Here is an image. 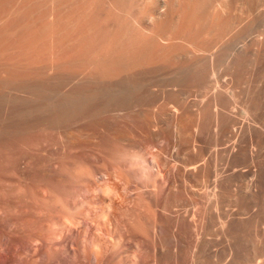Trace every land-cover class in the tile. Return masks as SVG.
I'll list each match as a JSON object with an SVG mask.
<instances>
[{"label":"rangeland","instance_id":"obj_1","mask_svg":"<svg viewBox=\"0 0 264 264\" xmlns=\"http://www.w3.org/2000/svg\"><path fill=\"white\" fill-rule=\"evenodd\" d=\"M6 1L0 0V3L2 2L4 5L3 8L0 5V17L6 16L2 17V19L0 18V25L16 26L20 21L25 20L28 12L21 10L13 14V12H10L13 11L10 0ZM119 1L101 0L99 4L96 2V4L92 3L88 6V8L91 6L88 9L90 10L88 15L92 19L90 26L93 29H91L92 36L87 42V47L92 49V51L88 54L89 60L91 59L90 64L88 63L89 66L88 64L84 66V68L86 67L85 69L75 68L57 72L45 68L44 75L33 77L26 81L28 86L46 89V92L41 94L40 99L37 97V100L33 99L28 101L29 103L25 101L29 105H26L23 100V103L20 102V98H24L23 94L25 92L18 89L17 92L14 90L15 87L11 85L0 88V128L4 127L9 131L13 128L25 127L21 132L0 137V264H92L93 256L90 250L94 251L96 255V264H200L201 262H203L201 264H232L233 260V264H246L245 262L252 264L253 260H256L253 264H258L257 261L262 264L260 260L264 259V172L263 183L258 187L255 183L257 178H251L253 176L248 174L243 175L239 183H236L233 191L234 195L236 197L239 195L244 200L240 204V201H236L238 203L231 200L221 201L219 197L215 201L211 197L212 189L210 185H202L198 181L201 178L198 173H195L191 180L181 168L182 160L187 153L185 145L189 139L191 126L187 115L176 114L175 106H173L174 94L180 91L185 92L183 97L186 99L202 102L203 105L207 106L206 104L210 102V97L216 91L213 89L214 84L220 86L219 88L218 86L217 88L215 87V89H226L230 77L225 73L226 70H223L225 69L224 65L219 64L220 66L223 65L222 68L218 67L219 65H215V69H217L214 73L215 78L214 75L213 77L209 76L208 85L200 89L189 86L185 79L179 80L178 70L184 64L181 60L172 65L163 64L162 67L159 65L139 68L141 70L137 69V71L131 69L110 78L105 76L103 69L106 64V50L108 49V40L112 36L113 24L116 23L118 25L119 18L122 19L126 15L123 12L129 9V7H126V9L122 8V6L120 7ZM116 2H118L119 6ZM32 10L36 11L30 12L27 17L36 19L37 15H40V9L32 7L28 11ZM43 12L46 13L45 11ZM15 21L17 22L14 23ZM214 23H216L214 16L206 17L202 19L199 26H202V29L212 28L210 30H213L216 25ZM109 27L110 29H108ZM252 33V35H248L249 37L247 36L246 44L254 42L256 38L258 40L261 37V35L258 37L254 32ZM45 35L47 36L44 38L45 50L49 51L48 49L53 43H51L52 39L49 42L48 30L45 31ZM47 51L44 53L45 57L49 56ZM129 72L130 74H128ZM115 79L116 81L119 80L116 82ZM123 82L128 90H131V93L141 100V103L132 101L128 106L129 108L126 107L125 110H121L120 108L122 107H117L119 110H111L112 113L107 107L106 109L108 110H105V107L99 108L108 99L109 95L119 99L120 94L117 95L119 91H115V94L113 93L114 90L111 92L110 89H116L117 87L120 89V86L122 88ZM129 87L131 88L129 89ZM187 88H190L187 90L189 93L186 91ZM85 91H90L91 95L92 93L96 95L93 98L97 100L94 99L95 101H92L96 104L90 103L91 105H88L87 110L75 118H60L53 122H47L44 117L49 111L47 113L44 112V115L41 113L36 114V116L41 114L39 117L37 116L38 118L35 115H31V117L28 116L26 119H18L13 115L17 109H27V107H32V104H35L33 107L40 105L38 104L39 100H41L39 103L46 105L53 102L57 97L61 99L63 96H67L70 92ZM10 97L15 100L10 99ZM18 98L20 100H17ZM13 101H16V103L14 104ZM10 102L13 103L11 104ZM30 103L32 104L30 105ZM96 106L98 109H96ZM168 110L170 111L168 112ZM208 132L210 133L211 129L206 131L204 134L205 138L203 135V140L201 141L204 146V151H202L204 152V157L212 155L213 145L210 138L211 134L208 135ZM174 136L177 137L175 138ZM126 142L128 143V149L131 148L133 151L143 149L149 152L147 155L151 154L152 159H157V154L159 155L158 159L160 160L156 161L159 168L156 167V174L152 173L149 176L151 183L154 184L152 188H156L152 194L145 193L144 190L146 191V189L142 188L135 179L130 180L127 177H123L124 179H117L114 183L118 194L116 193V195L110 196L108 199L105 192L97 191L96 186L99 181L95 180V176H93L90 178L92 184L89 186L91 196L100 197L103 199V204H109V208L107 207L106 209L107 212H97L98 204L83 201L82 196L84 194L82 190L67 186V184L64 186L65 183L60 181L62 176L59 165L61 163L71 160L72 157L73 159L75 157V160H80L82 156L91 151L101 153L100 155L103 156L102 160L104 159V162L94 165L100 170L99 177L104 178L107 174L110 175L115 167L111 164L109 158L105 157L107 155L105 153L113 146L125 147L124 143ZM148 156L150 157V155ZM260 158H262L264 164V149L260 152ZM217 159H219L216 161L217 168H221L222 158L218 157ZM153 168L152 170L154 171L155 168ZM157 172L159 173L157 174ZM160 172L161 176L159 175ZM154 175H156V178L152 177ZM252 179L253 181H250ZM245 181L246 184L244 183ZM248 183L251 185H248ZM58 185L69 187V189L72 188L76 191L71 195V199L76 201L77 205L75 207H67L65 213L61 212L59 205L48 203L54 187ZM245 186L248 188L246 187L247 189H245ZM243 188L245 192L247 191L245 194L243 193ZM68 190L66 191L67 197L70 195ZM140 201L147 203L151 211L157 205H165L164 210L157 212V214L153 213L147 206L141 207L139 205ZM224 205L227 210L226 208L225 210L223 209ZM137 211H139L138 216L140 218L143 215L146 216L143 225L145 231H137L132 226L131 218L134 212L136 213ZM248 212L250 214H247ZM215 214L218 215L214 217ZM100 215L104 216V218ZM231 216L233 229L229 230V234V232L227 233L228 230L221 229L220 226L222 225L220 224ZM241 216H243V219ZM174 218H176L177 224ZM259 220L262 222L260 223ZM244 222L246 225H244ZM157 227L160 228L156 229ZM249 227L251 228L249 229ZM219 228L221 231H218L220 230ZM237 230L238 235L243 231L241 234L242 239L240 236H238L239 238L235 236ZM255 230H258V232ZM221 235L226 237H221L223 238L221 239ZM246 235L248 237L252 235L251 237L257 239L246 238ZM232 236H234L235 240ZM244 237L245 239H243ZM247 239L252 242L250 243ZM160 240H165L163 241L165 243ZM243 240L245 242L248 241L246 243L248 247H245ZM208 241L209 245H207ZM231 241L234 242V245H232ZM228 242L230 245H228ZM236 244L238 246H235ZM242 245L244 246L242 247ZM249 245H253V248L257 249H254L255 251L251 250L253 248ZM207 246H210L211 250ZM250 247L251 249H249ZM249 250L254 251V254L250 253ZM228 254L231 255L228 256ZM195 256L198 257H196L198 262ZM225 256L227 262L224 260ZM245 256L249 259H243ZM240 258L244 262L242 259L238 260ZM217 259L220 260L217 261Z\"/></svg>","mask_w":264,"mask_h":264},{"label":"bare ground","instance_id":"obj_2","mask_svg":"<svg viewBox=\"0 0 264 264\" xmlns=\"http://www.w3.org/2000/svg\"><path fill=\"white\" fill-rule=\"evenodd\" d=\"M100 1L10 0L9 2L13 10L10 12H13V14H16V12L18 13V11L21 10L27 11L28 14H30V12L32 13L36 11H28L32 7H35L38 10L40 9L41 12L39 11L40 15H37L38 17L36 19H34V17H32L33 19L27 17L28 14L26 13L27 16L25 17V20L22 22L20 21V23H18L16 26L13 24V26L0 25V88H5L11 85L15 87L14 90L17 91L18 89L25 92V95L23 94L24 98H20V102L23 100L26 105H29L26 102L33 99L37 100V97L40 99V96H42L41 94L45 93L46 89L43 88V90L42 88L40 89L36 86H28L26 81L32 79L33 77L36 78L44 75L43 73L45 68L57 72L72 70L75 68L85 69L86 67L84 68V66H87L88 63L90 64L91 59L89 60L88 54L92 51V49L87 47V42L92 36L91 29H93L90 26L92 19H90V16L88 15V11H90L88 9L91 8V6L89 8L88 6L92 3L96 4V2L99 4ZM2 2L0 3V5H2L1 8L4 6ZM116 3L119 6L118 2ZM121 6L125 9L126 7H129V9L126 12H123L126 15L122 19L119 18L118 25H116V23L113 24V28L111 30L112 36L108 40V49H105L106 64L103 69L105 76L110 78L116 76L117 74L120 75L119 73H125L131 69H135L137 71L139 68H148L159 65L162 67L163 64L172 65L178 63L179 60H181V62L184 64H182L183 66H180L182 68L178 70L180 75H178L179 80L185 79L189 86H194L200 89L201 87L208 85V79L210 78L209 76L213 77L214 75L215 78L214 73L215 70H217L215 69V65H219L220 63L224 65H222L225 68L223 70H226L225 73L230 77L226 89H215V87L217 88L218 85L214 84L213 89L217 92H213L214 94L210 97L211 99L210 102L206 104L207 106L203 105L202 102L186 99L183 97V93L185 92L180 91L174 94L173 106H175L176 114L178 113L187 115L191 126L189 139L185 145L187 153L182 160L181 168L186 172L191 180L193 179L195 173H198L201 176V178L199 177L200 179L198 181H200L202 185H210L212 189L211 197H213L215 201L217 197H219L221 201H240L239 203L242 204V201H244L243 197H240L239 195L236 197L233 192L235 190L234 188L236 187V183H239L241 177L247 174L253 176L251 178L256 177L257 179H255V183L257 187L263 183L262 177L264 172V164L262 158H260V152L262 149H264V0H123L120 2V7ZM6 15L10 16L8 14ZM213 16L216 19V23H214V25H216L214 26L213 30H210L212 28L202 29V26H199L202 19ZM2 17L4 18L6 16ZM2 17L0 18L2 19ZM18 19L20 20L19 17ZM16 22L17 21L14 23ZM115 25L116 27H114ZM45 29L48 30V36L50 37L49 42L50 39H52L51 43L54 44H51L48 49L49 51L45 50ZM108 29H110V27ZM252 32L258 35V37L261 35V37H259L258 40L256 38V41L254 42L246 44L245 41L248 40L247 36ZM45 51H47L49 55L48 57L46 56L47 58L44 55ZM47 63L48 65H46ZM220 65L218 67L222 68ZM128 74H130V72ZM211 83L213 82L211 81ZM219 87L220 86H218V88ZM130 88L131 87H129V89ZM189 89L190 88H187L186 91ZM110 90L111 92L114 90L113 93L118 90L120 92L117 93V95L120 94L119 99L107 94L109 95L108 99L106 97L107 100L99 108L105 107V110L110 109L109 111H113L114 109L119 110L117 107H122L120 109L125 110L132 101L141 103V100H139L135 94H132L131 90H128L124 82L122 88L120 86V89L117 87L116 89L112 88ZM48 91L51 92L50 90ZM187 92L189 93V91ZM70 93L67 94V96L62 95L66 98L63 99L62 97L60 99L57 97V99H55L53 102L47 103L46 105L39 103L41 100L38 102L40 105L36 107H33L35 104L30 103V105H33L32 107H27V109L23 108L24 110L22 108L17 109L13 115L18 119H26L28 116L31 117V115H35V117L38 118L41 114L44 115V112L47 113V111H49L46 114V117H44L46 118L47 122H53L60 118H75L87 110L86 108H88V105H91L90 103H93L92 101H95L94 99H96L93 98L96 97V95L92 92L91 95L90 91ZM111 95L113 94L111 93ZM10 99L14 98L10 97ZM20 99L18 98L17 100ZM7 100L12 101L9 99ZM13 102L14 104L16 103V101ZM13 102L10 103L12 104ZM93 104L96 103L94 102ZM93 104L92 106H94ZM106 107L108 109H106ZM96 109H98L97 106ZM169 111L170 110H168V112ZM38 113L41 114H39V116L37 115V117L36 114ZM6 129L7 128L4 127L0 128V137L21 132L25 129V127L21 126L19 128H13L9 131ZM210 129L211 132H208V135L211 134V137H209L211 138L213 145L212 155L210 157H204V152H202L204 151V146L201 144V141L203 140V135ZM124 145L125 147L113 146L107 153H105L107 154L105 157H108L111 161V164H113L115 167L113 173L110 175L107 174L104 178L99 177L100 170L94 165L104 162V159L102 160L103 156L100 155L101 153L99 154L97 152L91 151L85 156H82L80 160H75V157L74 159L72 157V159L70 158L71 160L61 163L59 165V170L62 176L60 181L65 183L64 186L67 184V186L69 185L71 187H75V189L78 188L82 190L84 194L82 196L83 201H89L98 204L97 212H107L106 209L109 204H103V199L100 197H93L94 195L91 196L92 194L90 193L91 189H89V186L92 184L90 178L93 176H95V180L99 181L98 185L95 182L97 185V191L103 193L105 192L108 196V199L110 196L116 195L117 190L114 183L117 181V179H124L123 177H127L130 180L135 179L142 188L146 189V191L144 190L145 193L152 194L156 188H152L154 187V184L151 183L149 176L152 173L156 174V167H158V163H156V161L160 160L158 159L159 155L156 153V159L154 158L155 154L152 152L154 155H152L155 159L154 160L151 158V154H148L150 157L147 155L149 152L144 151L143 149H137V151H133L131 148L128 149L127 142L124 143ZM218 157L222 158L223 161L221 168H217L218 166L216 161L219 160L217 159ZM158 173L159 172H157V174ZM159 175L161 176V172ZM152 177L156 178V175ZM243 179L246 180L245 178ZM250 181H253V179ZM244 183L246 184V181ZM61 185H58L59 187H54L53 193L51 194L48 203L51 205H59L61 212L65 213V211H67V207L70 208V206L75 207V205H77L76 201H72L71 199V195H73L76 191L75 189L73 190L70 188L72 189L70 190L69 187H64ZM248 185L251 184L248 183ZM247 186H245V189L248 188ZM245 189L243 188L244 192L242 191L244 194L247 192H245ZM67 190L70 193L69 197L66 195ZM238 190L240 189L238 188ZM167 202L169 201L167 200ZM139 205L141 207L147 206L150 210L148 204L144 203L143 201H140ZM164 206L157 205L152 210L153 213L157 214V212L159 213V211H163ZM225 208L227 210V207L224 205L223 209L225 210ZM230 208L228 209L232 211ZM232 209L234 208L232 207ZM247 214L250 213L248 212ZM252 214L254 215V213ZM138 215L139 211L136 213L134 212L131 218L132 226L137 231H143L145 229L143 228V225L146 216L143 215V217L140 218ZM217 215L215 214L214 217ZM102 217L104 218V216ZM241 217L243 219V216ZM175 219L176 218H174V221ZM176 221L175 223L177 224ZM259 222L261 223L262 221L259 220ZM259 222L257 221V223ZM220 225L223 226H220L221 229L224 228L225 231L228 230V233L229 230L233 229L232 216L227 217ZM244 225H246L245 222ZM179 226L181 227V225ZM158 228L160 227H157L156 229ZM250 228L251 227H249V229ZM221 229L218 231H221ZM239 231L241 232V230ZM253 232L254 231H252V233ZM256 232H258V230ZM231 233L233 234V232ZM235 233V236L241 237V234H237L238 230ZM247 233L249 234V232ZM221 237H223V235H221L220 238ZM232 237L234 238V236ZM250 237L247 236L246 238L250 239ZM243 239H245V237ZM249 239L247 240L249 241ZM255 239L257 238H254V240ZM160 241L163 242L165 240ZM218 241L220 242V240ZM243 241L245 247H248V245L246 246L248 241ZM249 242L251 243L252 241ZM207 243V245L210 244L209 241ZM233 243L234 242H232V245H234ZM228 245H230V243ZM210 246L207 247L211 250ZM235 246L238 245L236 244ZM243 246L244 245H242V247ZM251 247L253 248V245ZM251 247L249 249H251ZM254 249L257 248H253L251 250ZM254 251H250V253L252 252L254 254ZM90 252L93 256L92 264H96V255L94 251L92 252L90 250ZM229 255L231 254H228V256ZM246 256L243 259L247 258ZM196 257L197 256H195V258ZM197 258L196 261L198 260ZM241 259L242 258L238 260ZM219 260L217 259V261ZM224 260H226V256ZM257 260H259V258H257ZM263 260H260L262 261V264H264ZM255 261L253 260V263H255ZM233 263L234 260L232 264ZM245 263L247 264V262ZM257 263L260 264L261 262L257 261Z\"/></svg>","mask_w":264,"mask_h":264}]
</instances>
